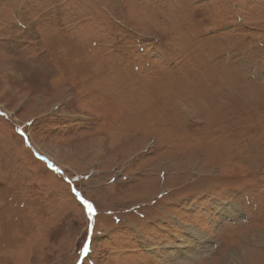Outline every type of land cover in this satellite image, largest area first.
I'll return each mask as SVG.
<instances>
[{
    "label": "rangeland",
    "instance_id": "374dc122",
    "mask_svg": "<svg viewBox=\"0 0 264 264\" xmlns=\"http://www.w3.org/2000/svg\"><path fill=\"white\" fill-rule=\"evenodd\" d=\"M0 264H264V0H0Z\"/></svg>",
    "mask_w": 264,
    "mask_h": 264
},
{
    "label": "snow or ice",
    "instance_id": "6c2138e0",
    "mask_svg": "<svg viewBox=\"0 0 264 264\" xmlns=\"http://www.w3.org/2000/svg\"><path fill=\"white\" fill-rule=\"evenodd\" d=\"M88 210H89V211H91V210H92V206H91V204H88ZM84 251H85V253H87V252H88V246H87V245L85 246V249H84Z\"/></svg>",
    "mask_w": 264,
    "mask_h": 264
},
{
    "label": "bare ground",
    "instance_id": "6f19581e",
    "mask_svg": "<svg viewBox=\"0 0 264 264\" xmlns=\"http://www.w3.org/2000/svg\"><path fill=\"white\" fill-rule=\"evenodd\" d=\"M232 208V207H231ZM233 209V208H232ZM232 209H231V211H232ZM201 237V236H200ZM198 238V240L200 241V240H202L201 238H199V237H197ZM201 246L203 245V244H200ZM211 246V245H210ZM177 251H183L181 248H177L176 249ZM180 255V254H179ZM185 255V254H184Z\"/></svg>",
    "mask_w": 264,
    "mask_h": 264
}]
</instances>
